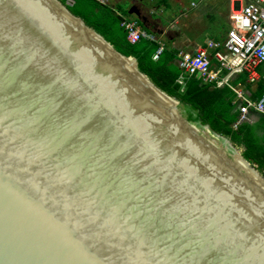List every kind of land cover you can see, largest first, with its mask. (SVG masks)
Returning <instances> with one entry per match:
<instances>
[{"label": "water", "instance_id": "95a60500", "mask_svg": "<svg viewBox=\"0 0 264 264\" xmlns=\"http://www.w3.org/2000/svg\"><path fill=\"white\" fill-rule=\"evenodd\" d=\"M180 108L60 0H0V264H264V176Z\"/></svg>", "mask_w": 264, "mask_h": 264}, {"label": "crops", "instance_id": "0c3cea01", "mask_svg": "<svg viewBox=\"0 0 264 264\" xmlns=\"http://www.w3.org/2000/svg\"><path fill=\"white\" fill-rule=\"evenodd\" d=\"M95 1L106 6L109 11L117 13L125 21L138 22L143 30H148L147 32L150 34H156L159 41L166 48L160 57L165 60V64L168 63L169 65L178 64L176 54L178 50L194 52L199 47H206L209 41L219 44L224 42L228 33L233 28L231 15L234 9H238L241 4L240 0H198V3L194 2V0H143L151 4L150 13H152V18L147 16L149 20L146 22V27H144L135 15H129L131 7L140 5V0H136V2L133 0ZM201 1L207 3L208 10L204 11L205 14L198 12ZM122 11L128 12V15L133 20L123 17ZM163 13L167 17L171 15L172 23L170 25L165 24L162 20H158ZM144 41L147 42L148 40ZM148 43L151 45L150 47L154 48L152 59L155 60L154 55L157 52V46H154L150 41ZM219 50L221 51V49ZM216 51L209 50L211 64L214 66L217 64L214 58ZM256 71L258 79L253 83L249 82L248 75L245 73L237 74L231 79L232 85L237 86L239 91L242 92L243 97L252 102H256L264 97V63L259 65ZM180 81L182 82L181 86H186V91L189 88V84L187 86L188 81L200 82V86L204 89L203 98L205 103H207V100H214L215 102L218 100L219 103H228V100L223 96L225 90H231L228 87L206 84L198 76L193 77L183 73L178 80L179 84ZM232 93L234 98L231 100L229 106V114L239 117L243 100L239 99L235 92L232 91ZM249 119L245 123L248 127L247 134L245 135L248 143L246 144V148L234 145L231 142L241 154L245 150L250 151L252 156H256L260 162H264V117L252 110L249 113ZM222 123L225 122L222 121ZM253 165L258 168L257 164ZM261 172L264 175V170Z\"/></svg>", "mask_w": 264, "mask_h": 264}, {"label": "built area", "instance_id": "2783aa9c", "mask_svg": "<svg viewBox=\"0 0 264 264\" xmlns=\"http://www.w3.org/2000/svg\"><path fill=\"white\" fill-rule=\"evenodd\" d=\"M240 3V7L234 9L231 15L233 28L223 43L209 41L206 47H199L194 52L178 50L176 53L183 73L199 76L206 84L228 87L243 100L235 129L250 120L252 110L264 117V97L256 102L247 100L239 88L231 83L232 77L242 73L248 75L249 82L257 81L256 69L264 63V0H240ZM122 27L127 31L131 44L141 40L156 43L155 60L166 50L157 35L143 30L138 22L124 21ZM209 50H217L214 54L215 66L211 64Z\"/></svg>", "mask_w": 264, "mask_h": 264}, {"label": "trees", "instance_id": "16d2710c", "mask_svg": "<svg viewBox=\"0 0 264 264\" xmlns=\"http://www.w3.org/2000/svg\"><path fill=\"white\" fill-rule=\"evenodd\" d=\"M72 13L83 19L87 26L93 28L98 34L103 36L114 48L122 55L133 57L138 62L139 70L145 74L159 89L171 97L178 99L184 107V112L189 121L199 125H207L212 132L229 138L234 145L244 146L246 148V134L248 127L245 123L234 129V124L238 121V116L229 114V106L234 95L231 90H225L223 95L228 103H219L214 100L204 102L203 88L197 81H186L189 88L186 93H179L181 84L178 83L182 70L177 65L164 63L161 57L158 60L152 59L154 48H138L141 40L136 44L128 41V33L122 24L114 17L113 12L106 6L101 5L95 0H60ZM81 8V9H79ZM148 43V41H147ZM194 77V76H193ZM194 86V88H192ZM224 121L225 123H222ZM243 158L251 165L257 164V170L261 173L264 170V162H260L258 157H254L245 150L242 153ZM254 166V165H253Z\"/></svg>", "mask_w": 264, "mask_h": 264}, {"label": "rangeland", "instance_id": "374dc122", "mask_svg": "<svg viewBox=\"0 0 264 264\" xmlns=\"http://www.w3.org/2000/svg\"><path fill=\"white\" fill-rule=\"evenodd\" d=\"M133 1L136 2V0H133ZM137 1H138V0H137ZM194 2L198 3V0H194ZM199 4H200V5H199L198 12H199V13H202V14H205L204 11H207V10H208L207 3L201 1ZM79 9H81V8H79ZM69 11L72 13L71 9H69ZM72 14H73V13H72ZM122 14H123V17L128 18V19H130V20H133V18L130 17V16L128 15V12L122 11ZM73 15H74V14H73ZM166 21H167V22H165V24L170 25V24L172 23L171 15H169V17H168V19H167ZM147 31H148V30H147ZM226 38H227V37H226ZM222 43H223V42H222ZM148 46H149V43H147V42H141V43H139V47H138V48H143V47H148ZM182 73H183V71H182ZM183 74H185V73H183ZM180 109H181V111L184 112L183 107L180 108ZM200 129H202V128H200ZM210 139L213 140V141H215V143H216L217 145H220V146L223 145V142H222L220 139H218L215 135H212V134H211ZM238 151H239V150H238ZM261 175H263V172H261ZM263 176H264V175H263Z\"/></svg>", "mask_w": 264, "mask_h": 264}, {"label": "bare ground", "instance_id": "6f19581e", "mask_svg": "<svg viewBox=\"0 0 264 264\" xmlns=\"http://www.w3.org/2000/svg\"><path fill=\"white\" fill-rule=\"evenodd\" d=\"M98 40V38H97ZM100 40V39H99ZM132 62V61H131ZM132 66V65H131ZM132 68H134V66H132ZM171 103H173V101L169 100ZM235 163L237 164V166L242 169V170H245L247 172L248 175H251L253 177H255L257 180V176L256 174L248 168L247 164L243 161L242 157L240 155H236L235 156ZM261 183H264L262 180H260Z\"/></svg>", "mask_w": 264, "mask_h": 264}, {"label": "flooded vegetation", "instance_id": "af4514ba", "mask_svg": "<svg viewBox=\"0 0 264 264\" xmlns=\"http://www.w3.org/2000/svg\"><path fill=\"white\" fill-rule=\"evenodd\" d=\"M184 114H185V112H184ZM186 115V114H185Z\"/></svg>", "mask_w": 264, "mask_h": 264}]
</instances>
